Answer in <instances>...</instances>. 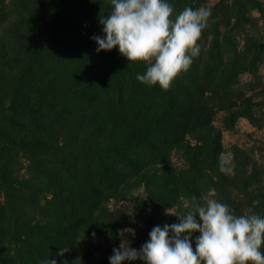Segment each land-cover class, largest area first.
<instances>
[{
    "label": "trees",
    "instance_id": "16d2710c",
    "mask_svg": "<svg viewBox=\"0 0 264 264\" xmlns=\"http://www.w3.org/2000/svg\"><path fill=\"white\" fill-rule=\"evenodd\" d=\"M167 2L173 18L201 6L211 17L199 55L164 91L137 80L147 65L118 48L96 51L111 0H0V264H109L93 256V237L117 248L108 204L141 189L147 241L160 213L213 190L235 215L264 218V167L236 149L233 172H222V131L213 126L219 113L227 131L240 119L264 125V7ZM173 152L184 167L171 164Z\"/></svg>",
    "mask_w": 264,
    "mask_h": 264
},
{
    "label": "clouds",
    "instance_id": "9594fccd",
    "mask_svg": "<svg viewBox=\"0 0 264 264\" xmlns=\"http://www.w3.org/2000/svg\"><path fill=\"white\" fill-rule=\"evenodd\" d=\"M111 4V14L99 19L103 37H92L96 51L118 48L128 62L147 65L144 74H137L140 83L167 91L199 55V41L210 26L211 9L185 7L173 18V6L167 0H111ZM166 214L178 222L155 226L139 250L128 241L121 242L113 249L109 264H264V218L252 214L251 209L237 216L215 198L201 204L192 196L181 197V207L166 210ZM125 233L134 235V230L121 232ZM194 233L199 234L195 248L191 243ZM69 250L60 248L58 256ZM43 264L57 261L48 258Z\"/></svg>",
    "mask_w": 264,
    "mask_h": 264
},
{
    "label": "rangeland",
    "instance_id": "374dc122",
    "mask_svg": "<svg viewBox=\"0 0 264 264\" xmlns=\"http://www.w3.org/2000/svg\"><path fill=\"white\" fill-rule=\"evenodd\" d=\"M217 1L218 0H209L207 5L212 6ZM257 1L264 7V0ZM253 15L256 17L258 16L256 13H253ZM258 29L264 40V20L258 21ZM258 75L261 78V82L264 84V58ZM241 80L242 83L253 81L252 77L249 75L242 76ZM246 91L247 96L254 93V91L249 89ZM223 116V113H219L213 122V126L222 131L221 141L223 152L220 155L222 165L229 170V173H232L234 166V153L236 149H239L245 151L255 164L264 167V125L261 128H258L253 126L247 120L240 119L238 120L234 131H227L223 129ZM171 164L174 167L182 168L185 166V161L179 153L173 152L171 153ZM22 172L23 171H21L20 174ZM230 195L233 197L235 192L232 191ZM207 198H215L218 201L224 203V195L220 193L218 195L215 193V191L214 197L213 191H209L202 195L200 197L201 204H203ZM179 207L180 206L174 205L167 208L166 210L179 209ZM108 208L115 219V225L118 230L120 242L117 247L120 246L121 242L126 243V241H128L130 247L139 250L144 243L148 242L143 231L145 229L146 221H148L146 219L150 214V208L145 200V194L142 189L133 193L127 200L110 201ZM166 210L160 213L159 226L161 228H163L166 224L171 225L173 223H177L171 218L170 215L166 214ZM154 223L155 222H153V224ZM129 228L134 230V235L129 233L121 234L124 229ZM93 243V256L95 259L100 261L101 259L105 258L107 261H109L112 251L115 248V243L105 239L103 236H94ZM132 264H142V262L135 261L132 262Z\"/></svg>",
    "mask_w": 264,
    "mask_h": 264
}]
</instances>
